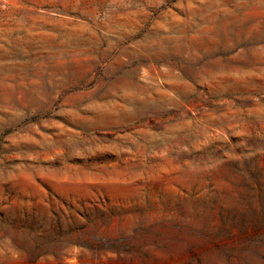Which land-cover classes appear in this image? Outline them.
Masks as SVG:
<instances>
[{"label": "rangeland", "instance_id": "rangeland-1", "mask_svg": "<svg viewBox=\"0 0 264 264\" xmlns=\"http://www.w3.org/2000/svg\"><path fill=\"white\" fill-rule=\"evenodd\" d=\"M0 264H264V0H0Z\"/></svg>", "mask_w": 264, "mask_h": 264}]
</instances>
